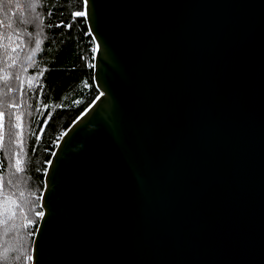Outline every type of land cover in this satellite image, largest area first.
<instances>
[{"label": "water", "instance_id": "95a60500", "mask_svg": "<svg viewBox=\"0 0 264 264\" xmlns=\"http://www.w3.org/2000/svg\"><path fill=\"white\" fill-rule=\"evenodd\" d=\"M81 1L96 93L29 264H264V0Z\"/></svg>", "mask_w": 264, "mask_h": 264}, {"label": "trees", "instance_id": "16d2710c", "mask_svg": "<svg viewBox=\"0 0 264 264\" xmlns=\"http://www.w3.org/2000/svg\"><path fill=\"white\" fill-rule=\"evenodd\" d=\"M23 3L24 0H21ZM81 0H41L39 12L44 17L43 44L42 51L35 57L39 67H28L25 57L29 49L34 47V39L26 43L23 49H18L19 59L17 64L7 68L9 75L8 83L13 91L8 94L11 102L18 103V108H8L5 111V142L8 141L9 114L13 112L23 113L21 117L22 131L24 136V167L25 172L20 175L27 180L19 189L11 186L5 190L13 195V199L19 200V192L23 191L25 197L30 203L26 209L32 208V211H26V214L34 221L29 229H20L19 241L24 245V251L29 255V248L38 216L40 212L38 206L39 192L42 187V176L46 161L54 146V143L68 123L85 107L96 93L91 81V58L93 42L87 29L83 17H72V12L81 11ZM12 11L8 12L13 16ZM0 19H3L0 15ZM12 21H5L9 23ZM47 25H51L48 27ZM56 25H60L56 27ZM70 25V27H65ZM29 31L35 32L34 26H29ZM14 29L0 28V32L5 35H11ZM13 39L15 37L13 36ZM27 40V37H24ZM8 43L7 40L4 41ZM10 51V49H9ZM10 63V61H9ZM6 64L0 58V68H5ZM28 67L26 73H22V68ZM41 69H47L40 83L43 84V91L40 90L39 83L34 82L33 88L28 89L27 82L21 89L20 82L15 79L17 74H22V78L37 75ZM4 75L0 72V76ZM4 84L0 81V88ZM6 91V89H5ZM26 101V102H25ZM50 105V107H46ZM31 113V115H29ZM51 113V116L48 114ZM47 121V123H45ZM11 122L15 123V117H11ZM41 129L43 131L41 132ZM17 131V130H14ZM40 139L37 141L36 137ZM14 152L19 149L12 146ZM14 152L5 153L0 151V172L7 175L8 165L14 163ZM14 171V170H13ZM35 192V196L30 194ZM18 212V210H17ZM19 214L15 223L21 224ZM15 235V233L10 234ZM14 255V254H10ZM15 264H29V260L15 262Z\"/></svg>", "mask_w": 264, "mask_h": 264}, {"label": "snow or ice", "instance_id": "6c2138e0", "mask_svg": "<svg viewBox=\"0 0 264 264\" xmlns=\"http://www.w3.org/2000/svg\"><path fill=\"white\" fill-rule=\"evenodd\" d=\"M41 0H0V15L3 19H0V28L14 29L11 35H5V33L0 32V58L6 64L5 68H0V72L4 75L0 76V81L3 82L4 87L0 88V151L5 153L14 152L13 145L19 149L18 152H14V163L8 165L9 171L7 175L0 172V264H15V262L23 260H31L32 256L27 255L24 251V245H21L19 241L22 239L20 236V229H29L34 221L26 214V211H32L34 209H26V205L30 203L25 197L23 191L19 192V200L13 199V195H10L5 189L9 186L19 189L22 184H26L27 180L25 177L21 176V173L25 172L24 167V136L22 131L21 117L23 113L13 112L9 114V127H8V141L5 142V124L4 116L5 111L8 108H18L19 104L11 102L8 99V94L13 91V88L9 85V75L7 73V68H11L17 64L19 59L18 49H23L26 43H30L34 39V47L29 49L28 55L25 57L28 62V67H39L35 57L39 52L42 51L43 44V30L45 27L44 17L37 12L38 7H40ZM85 6L88 4V0H84ZM13 16H9L8 12L12 11ZM72 17H84L87 15L85 11H74L72 12ZM5 21H12L5 23ZM29 26H34L35 32L29 31ZM50 27L51 25H47ZM60 25H56L59 27ZM65 27H70L66 25ZM13 36L15 39H13ZM24 37L28 39L25 40ZM7 40L8 43L4 41ZM10 49V51H9ZM95 51V49H93ZM10 61V63H9ZM28 67L22 68V73L28 71ZM47 69H41L40 72L35 76H28L22 78V74H17L15 79L20 82L21 89L24 88L25 82H27L28 89H32L34 82L39 83L40 90L43 91V84L40 83V77L44 75ZM6 89V91H5ZM103 95V93H101ZM97 100L100 96H97ZM26 102V101H25ZM50 107V105H46ZM31 115V113H29ZM51 116V113L48 114ZM15 117V123L11 122V117ZM47 123V121H45ZM17 130V131H14ZM43 129H41V132ZM39 141L40 137H36ZM14 170V171H13ZM31 196H35L36 193L32 192ZM18 210V212H17ZM19 214L21 219V224L17 225L15 220ZM43 212H36V216L43 217ZM15 233V235H10ZM28 235H32L28 232ZM14 254V255H10Z\"/></svg>", "mask_w": 264, "mask_h": 264}]
</instances>
